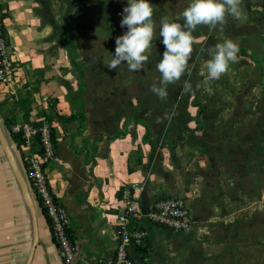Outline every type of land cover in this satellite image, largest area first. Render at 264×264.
Segmentation results:
<instances>
[{"label": "crops", "instance_id": "obj_1", "mask_svg": "<svg viewBox=\"0 0 264 264\" xmlns=\"http://www.w3.org/2000/svg\"><path fill=\"white\" fill-rule=\"evenodd\" d=\"M149 3L157 24L164 16L183 23L180 14L190 0ZM126 6L127 0H0L20 81L0 88V264H64L26 172L28 152L6 122L12 116L24 122L20 100L30 102L33 119L46 117L55 129L49 186L69 217L82 263L113 261L125 207L120 193L136 183L142 187L139 222L148 232L143 247L129 248L137 264H264L258 151L234 141L207 111L198 44L188 62L191 75L170 84L163 100L150 92L152 84L159 86L155 64L164 50L158 28L142 71L107 67L118 37L114 15ZM185 80L193 86L190 93L182 91ZM8 106L16 113L9 114ZM81 108L84 120L72 121ZM165 198L186 201L193 218L189 231L174 233L147 220Z\"/></svg>", "mask_w": 264, "mask_h": 264}, {"label": "built area", "instance_id": "obj_2", "mask_svg": "<svg viewBox=\"0 0 264 264\" xmlns=\"http://www.w3.org/2000/svg\"><path fill=\"white\" fill-rule=\"evenodd\" d=\"M116 11L114 24L120 35L127 31L121 28V13ZM14 67V61L9 53V42L2 16L0 15V88L19 83ZM32 123L20 122L14 124L12 132L21 135L23 147L28 152L25 167L34 194L45 211L51 226L53 239L58 247L64 264H84L79 260L78 249L70 235V220L64 207L51 192L48 178V165L55 158L57 143L54 141L52 124L45 118ZM34 146L38 151L33 152ZM142 187L136 183L126 185L121 190V200L125 204L124 211L118 217L117 247L115 256L109 264H137L130 247L141 248L148 239V232L140 225L143 218L139 207V191ZM151 223L167 228L174 233H184L193 226L191 211L182 198H165L154 204L146 215Z\"/></svg>", "mask_w": 264, "mask_h": 264}, {"label": "clouds", "instance_id": "obj_3", "mask_svg": "<svg viewBox=\"0 0 264 264\" xmlns=\"http://www.w3.org/2000/svg\"><path fill=\"white\" fill-rule=\"evenodd\" d=\"M241 3L242 0H190L189 5L180 14L183 23L170 22L169 18L164 16L157 24L153 20L154 7L149 0H127L120 21L121 28L126 27L127 31L115 39L114 55L107 67L116 70L121 65H126L129 71H142L149 59L145 53L150 49L158 28L164 50L155 64L160 73L159 86L152 84L150 92L163 100L168 95L167 88L170 84L180 81L186 72L191 75L188 62L193 53L195 29L198 26H207L209 30L219 28L222 31L227 17L237 20L243 18ZM200 51H206L210 56L206 62L207 77L203 81L207 87L211 81L219 80L226 74L231 63L238 62L240 47L229 39ZM200 86L196 85L197 88ZM192 89L191 82L185 80L182 91L190 93ZM164 118L170 120L171 116L165 113Z\"/></svg>", "mask_w": 264, "mask_h": 264}, {"label": "rangeland", "instance_id": "obj_4", "mask_svg": "<svg viewBox=\"0 0 264 264\" xmlns=\"http://www.w3.org/2000/svg\"><path fill=\"white\" fill-rule=\"evenodd\" d=\"M241 8L243 18L227 17L222 31L204 27L199 32L194 39L204 40L194 42L198 44L196 60L202 75V101L209 105L207 111L216 122L221 121L225 132H232L234 141L256 148L260 159L256 165L258 183L264 184V0H242ZM229 39L240 47L238 62L231 63L226 74L206 87L203 81L210 56L200 50ZM7 109L9 114L16 113L12 106Z\"/></svg>", "mask_w": 264, "mask_h": 264}, {"label": "trees", "instance_id": "obj_5", "mask_svg": "<svg viewBox=\"0 0 264 264\" xmlns=\"http://www.w3.org/2000/svg\"><path fill=\"white\" fill-rule=\"evenodd\" d=\"M113 28H114V31L116 32V34L118 35V36H120V34H119V32H118V30H117V28H116V25L114 24V21H113ZM69 53H70V58H71V62H72V64L74 65V67L75 68H78V63L76 62V60H75V57L73 56V51L71 50V49H69ZM80 80H84V76H83V74H80ZM82 90H85V88L83 89L82 88ZM18 106H19V108L21 109V111H22V113H23V118H24V122H26V123H32V124H34V125H36L37 123L35 122V119H33V117H32V115H31V113H32V108H31V105H30V102L29 101H27V100H20V101H18L17 103H16ZM81 107H83V106H81ZM1 111H2V106L0 105V113H1ZM13 114H15V113H13ZM13 117L14 116H12V118L11 117H9L8 119H7V123L9 124V129H10V131L12 132V128H13V126H14V124H16V121L13 119ZM84 112H83V109L81 108L79 111H77V110H74V113H73V115H72V117H71V120L72 121H74V120H81V121H83L84 120ZM43 118H45V119H47L50 123H51V121L48 119V118H46V117H43ZM81 128H83V126L81 125ZM52 133H53V138H54V141H56V138H55V129H54V127H53V129H52ZM12 134L14 135V136H16V138H17V143H18V146H20V147H23V139L21 138V135H17V134H14L13 132H12ZM24 148V147H23ZM37 146H36V149H32V151L33 152H37L38 150H37ZM27 156V155H26ZM25 159H26V157H25ZM142 158L137 162V165L138 166H140L141 164H142ZM131 171H133V169H131L130 168V172ZM120 197H121V193H120ZM43 210V209H42ZM43 212H44V214H45V211L43 210Z\"/></svg>", "mask_w": 264, "mask_h": 264}, {"label": "water", "instance_id": "obj_6", "mask_svg": "<svg viewBox=\"0 0 264 264\" xmlns=\"http://www.w3.org/2000/svg\"><path fill=\"white\" fill-rule=\"evenodd\" d=\"M0 138L2 139V131H1V129H0Z\"/></svg>", "mask_w": 264, "mask_h": 264}]
</instances>
